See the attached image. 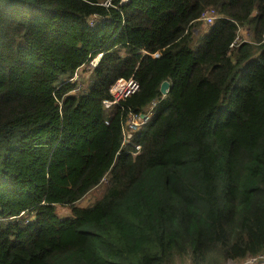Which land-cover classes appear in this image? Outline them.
<instances>
[{
    "label": "trees",
    "instance_id": "16d2710c",
    "mask_svg": "<svg viewBox=\"0 0 264 264\" xmlns=\"http://www.w3.org/2000/svg\"><path fill=\"white\" fill-rule=\"evenodd\" d=\"M208 8L217 18L193 48ZM131 78L139 90L105 108ZM165 81L135 156L123 124ZM262 253L264 0H0V264Z\"/></svg>",
    "mask_w": 264,
    "mask_h": 264
},
{
    "label": "built area",
    "instance_id": "2783aa9c",
    "mask_svg": "<svg viewBox=\"0 0 264 264\" xmlns=\"http://www.w3.org/2000/svg\"><path fill=\"white\" fill-rule=\"evenodd\" d=\"M217 18V13L214 8H208L202 15L201 21L205 24L212 26ZM102 55H99L94 61L90 63V67H96ZM139 90V83L135 78L120 79L111 87L112 99L104 101V106L110 109L121 102L125 101L128 97L135 94ZM166 95L162 94L160 99L155 100L149 105L141 114L132 113L128 116L123 124V142L122 147L133 155H138L141 152V145L135 140L136 137L142 133L156 115V110L159 103ZM240 264H264V253L250 256L243 260Z\"/></svg>",
    "mask_w": 264,
    "mask_h": 264
},
{
    "label": "rangeland",
    "instance_id": "374dc122",
    "mask_svg": "<svg viewBox=\"0 0 264 264\" xmlns=\"http://www.w3.org/2000/svg\"><path fill=\"white\" fill-rule=\"evenodd\" d=\"M211 30V26L205 24L203 21L201 22V24L196 25L193 28V35H194V42L192 44V47L195 48L197 46L198 40L200 39L201 36H204L205 34L210 33ZM251 36L248 33V31L244 32H240V39L239 42L243 39L245 40H250ZM81 76L84 77L85 79L88 77L89 73L86 70H84L83 72H80ZM108 184V177L103 181V183L100 185V187L96 188L95 190H93L90 194H88L83 200H81L78 204L79 207L81 208H85L87 206H90L92 204H94L99 198H101V196L104 193V189L106 187V185ZM57 212L59 213V215L61 217H65V216H69L71 214V207L68 206H58L57 208ZM181 260H177L176 264H181ZM242 261L237 262V261H228L224 264H240Z\"/></svg>",
    "mask_w": 264,
    "mask_h": 264
},
{
    "label": "water",
    "instance_id": "95a60500",
    "mask_svg": "<svg viewBox=\"0 0 264 264\" xmlns=\"http://www.w3.org/2000/svg\"><path fill=\"white\" fill-rule=\"evenodd\" d=\"M170 87H171V84H170L169 81L163 82V84L161 85V89H160L161 94L167 95V93L169 92Z\"/></svg>",
    "mask_w": 264,
    "mask_h": 264
}]
</instances>
